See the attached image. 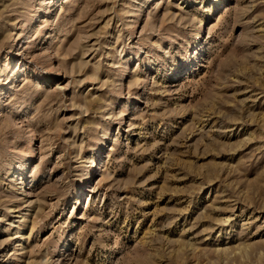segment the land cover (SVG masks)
I'll use <instances>...</instances> for the list:
<instances>
[{
  "label": "rangeland",
  "instance_id": "1",
  "mask_svg": "<svg viewBox=\"0 0 264 264\" xmlns=\"http://www.w3.org/2000/svg\"><path fill=\"white\" fill-rule=\"evenodd\" d=\"M0 264H264V0H0Z\"/></svg>",
  "mask_w": 264,
  "mask_h": 264
}]
</instances>
